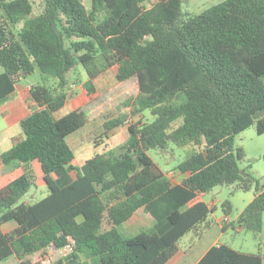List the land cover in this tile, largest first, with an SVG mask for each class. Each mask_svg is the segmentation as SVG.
<instances>
[{
  "label": "trees",
  "instance_id": "1",
  "mask_svg": "<svg viewBox=\"0 0 264 264\" xmlns=\"http://www.w3.org/2000/svg\"><path fill=\"white\" fill-rule=\"evenodd\" d=\"M119 1L0 0V115L11 129L0 153V263L16 255L19 264H177L180 241L214 210L203 194L236 182L257 190L242 229L262 231L264 182L240 167L246 153L235 138L264 110V0H224L198 14L184 12L189 0H124L121 12ZM80 66L89 99L56 119ZM33 74L57 79L61 91L21 93L17 83ZM128 108L155 118L129 125L121 156L97 153L60 186L52 174L72 165L82 142L110 138ZM256 127L264 133V116ZM170 144L189 150L180 182L148 152ZM38 181L48 195L18 204ZM166 194L176 204L170 227L152 233L158 219L146 206ZM223 208L229 215L230 200ZM197 264L264 256L218 243Z\"/></svg>",
  "mask_w": 264,
  "mask_h": 264
},
{
  "label": "rangeland",
  "instance_id": "2",
  "mask_svg": "<svg viewBox=\"0 0 264 264\" xmlns=\"http://www.w3.org/2000/svg\"><path fill=\"white\" fill-rule=\"evenodd\" d=\"M86 6L91 5V0H81ZM224 0H189L183 3V10L185 13L198 14L207 8L220 3ZM152 4L151 2L149 3ZM149 5V6H150ZM125 9V1H119V12ZM108 9L104 8L101 11V16L108 15ZM3 71V67L0 66V73ZM88 79V75L84 67H78L77 72H75L70 82L64 89L68 94V100L65 106L53 113L54 118L58 119L63 115L74 110L76 107L86 102L89 97L85 92V84ZM72 84H76L77 87L71 88ZM44 85L55 92H60L61 88L59 81L55 78H43L38 74H33L26 79L21 80L17 83V89L22 92L31 86ZM180 100L177 101L179 103ZM127 115V123L114 129L111 133L110 138H108L104 143L99 146H95L93 143L82 142L79 150L76 153V158L71 166L63 170L60 174L64 180H71L77 178L81 172L80 168L84 160L97 153H102L105 151H112L115 156H121L129 147L130 133L128 130L129 125L136 124L137 122L152 121L155 116L149 110L135 112L133 108H128L121 110ZM119 113V111L115 112ZM115 115V114H114ZM264 116V110L259 111L255 116V122L249 128L238 133L235 138L236 147H242L245 150V157L239 160L240 167L247 171V173L254 176L261 187L264 182V133L259 134L257 132L256 121ZM104 119H101L99 124L101 125ZM3 118L0 115V131L5 128ZM8 127V126H7ZM2 147H0V150ZM188 148H179L174 144H170L168 148L161 149H151L149 154L158 162L160 167L167 173L172 172L170 177L174 178L176 181H180L181 174L177 168L178 164L185 158L188 153ZM60 170L55 171L52 174L54 179L59 181L60 185L66 183V181H60L58 179V174ZM239 182L233 184H225L217 186L212 190L205 193L204 199L207 203L212 200L216 201V208L211 211L208 217L197 225L193 231L189 234L187 240L191 243L196 244L197 248L207 247L212 243V241L219 237L222 229L220 228L217 221L223 219L225 212L223 211V203L230 200L232 204V210L230 212V217L233 223L237 226L240 224V213L249 203V201L256 195V184L252 187L250 191H245L238 187ZM49 193L48 188L44 181H38L37 185L33 184L30 191L24 195L18 204L23 203H35ZM114 195H110L111 199ZM176 207L173 199L169 195H164L160 199H156L146 207V211L153 214L157 219V225L151 230L152 233L162 234L170 227V221L168 219V214ZM212 207V205H211ZM224 223V222H223ZM16 226L14 221L8 222L2 226L5 232L12 231ZM220 243H225L235 249L240 251H247L251 253H259L264 256V214H263V228L262 231H247L237 232L235 228L228 227L224 230V235L220 238ZM185 243H182V246ZM0 264H19V260L16 255H12L7 260L1 262Z\"/></svg>",
  "mask_w": 264,
  "mask_h": 264
},
{
  "label": "crops",
  "instance_id": "3",
  "mask_svg": "<svg viewBox=\"0 0 264 264\" xmlns=\"http://www.w3.org/2000/svg\"><path fill=\"white\" fill-rule=\"evenodd\" d=\"M30 88V87H29ZM28 88V89H29ZM27 89V90H28ZM26 90V91H27ZM24 91H22L21 93H23ZM10 137H11V129L9 127H5L0 131V147H2V149L0 150V153L6 152L9 148H10ZM68 166H64L58 170L59 174H58V179L60 181L64 180L61 177V173L63 172V170L67 169ZM57 172V170H56ZM169 172H167V175L169 176ZM55 173V172H54ZM172 173V172H171ZM75 178L71 179V180H64L66 181V183H64L63 185L59 184V181L57 179L56 182L60 185V186H65L69 183H71ZM174 179V178H173ZM175 180V179H174ZM176 181V180H175ZM181 181V179H180ZM180 181H176V182H180ZM205 196V194H203V197ZM255 197V195L253 196V198ZM252 198V199H253ZM159 199V198H158ZM252 199L250 201H252ZM155 201V200H154ZM249 201V202H250ZM216 204L217 202L212 200L211 202H209V205H212V208H216ZM147 207V206H146ZM230 215V214H229ZM228 214H225L223 219L217 221V223L219 224L220 228L222 229L221 234L219 235V237L215 238L212 243L210 245H208L207 247H199L197 248L195 242L191 243L190 246V240L188 241L187 238L189 237V234H187L181 241H180V249L183 252V258L177 263V264H197L199 262V260L203 257V255L213 246L216 245L218 243H220L221 241V237L224 235V230L228 227H233L235 228V230L237 232H242L243 229L241 227V221L240 224H238L237 226L233 223V220L231 219V217ZM224 222V223H223ZM182 243H185L182 246ZM238 250V249H237ZM243 252H247V251H243Z\"/></svg>",
  "mask_w": 264,
  "mask_h": 264
},
{
  "label": "built area",
  "instance_id": "4",
  "mask_svg": "<svg viewBox=\"0 0 264 264\" xmlns=\"http://www.w3.org/2000/svg\"><path fill=\"white\" fill-rule=\"evenodd\" d=\"M76 87H77V85H76V84H72V85H71V88H74V89H75ZM170 174H172V173H171V172H169V176H170Z\"/></svg>",
  "mask_w": 264,
  "mask_h": 264
}]
</instances>
